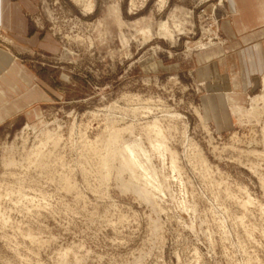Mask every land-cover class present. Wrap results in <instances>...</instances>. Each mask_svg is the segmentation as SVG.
I'll use <instances>...</instances> for the list:
<instances>
[{"label":"rangeland","instance_id":"374dc122","mask_svg":"<svg viewBox=\"0 0 264 264\" xmlns=\"http://www.w3.org/2000/svg\"><path fill=\"white\" fill-rule=\"evenodd\" d=\"M82 1L35 0L31 47L0 26L33 78L28 107L0 123V264H264V75L221 120L204 101L229 0ZM154 122L177 171L150 146ZM136 140L153 204L118 158L102 162Z\"/></svg>","mask_w":264,"mask_h":264},{"label":"crops","instance_id":"0c3cea01","mask_svg":"<svg viewBox=\"0 0 264 264\" xmlns=\"http://www.w3.org/2000/svg\"><path fill=\"white\" fill-rule=\"evenodd\" d=\"M229 6L233 18L226 45L206 55L209 62L202 76L207 91L204 101L215 121L228 114L230 105L244 104L264 75V0H229ZM35 11V0H0V26L11 31L17 46L33 45L27 15ZM31 75L12 54L0 49V123L28 107ZM221 123L216 122L219 128Z\"/></svg>","mask_w":264,"mask_h":264},{"label":"bare ground","instance_id":"6f19581e","mask_svg":"<svg viewBox=\"0 0 264 264\" xmlns=\"http://www.w3.org/2000/svg\"><path fill=\"white\" fill-rule=\"evenodd\" d=\"M85 9L87 10L86 12H91L93 10V5L91 3H89V1H88ZM166 26L162 27V31H163V33H165L164 35H162V36H164V38L166 37V35L170 34L168 32V30H167L168 28H166ZM141 32H144V30L142 29ZM143 35H145V34H143ZM170 37H173V36H170ZM262 81H263V85H264V79H262ZM260 97L261 98H258V97L254 98V99H252V101L256 105L259 103V101H262L264 103V96L262 97V95H260ZM233 111L236 114H239L240 117H242L245 114L244 108H242V107H235V108H233ZM152 132H154L155 133L154 135H156L155 139L152 137L154 140H152V139L149 140L151 142L150 146L152 147L153 152L155 151V152H157V153H159L160 155H163V156L170 155V157H171V170L177 171L178 166H177V163H176L175 154L172 153V151L167 148V146H166V144L164 142L165 137H164V133H163V131L161 129V126L159 127L158 124H155V122H154V126L152 128ZM115 133H117V132H115ZM118 133H120V132H118ZM147 133L149 134V132H147ZM117 137L118 136H116L115 138L117 139ZM118 139H120V138H118ZM113 140L115 142L117 141L115 139H113ZM149 141H148V143H149ZM115 142H112V143L110 142L111 145H114V146L109 151H111L113 149L114 150L111 151V152L108 151L107 156L102 159L103 164L106 166L108 161H116V158H118L119 161H120L119 165H121V166H119L120 170L119 169L118 170L123 172V173L127 171V173L129 172L130 176H131L130 183L127 186H125V187L130 189V190H132L133 192L137 193L139 195V197L142 198L141 200L144 199V201H147L148 203H152V204L155 203V199H154L155 196H154V193L152 192V190L160 192L162 187L160 188L155 183L156 174H155L154 170L152 169V161H151V159L149 157L150 156L149 155V151L144 147L145 145L143 144L142 140H136L135 142L133 141L134 143L132 142L131 144L124 143L123 145L121 144V146L118 145L119 144L118 141H117V143H118L117 145L118 146L116 145ZM149 149H150V147H149ZM106 168H108V167H106ZM119 178H120V176H119ZM119 178H118V180H119ZM141 179L144 182L143 185H140V184L137 183V182H140L139 180H141ZM122 180H123V178H122Z\"/></svg>","mask_w":264,"mask_h":264}]
</instances>
